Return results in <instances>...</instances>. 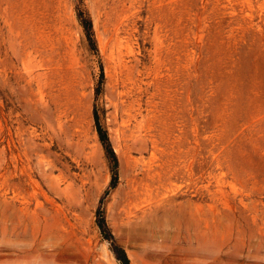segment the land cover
Masks as SVG:
<instances>
[{
    "label": "rangeland",
    "instance_id": "1",
    "mask_svg": "<svg viewBox=\"0 0 264 264\" xmlns=\"http://www.w3.org/2000/svg\"><path fill=\"white\" fill-rule=\"evenodd\" d=\"M100 216L129 264H264V0H0V264H118Z\"/></svg>",
    "mask_w": 264,
    "mask_h": 264
},
{
    "label": "trees",
    "instance_id": "2",
    "mask_svg": "<svg viewBox=\"0 0 264 264\" xmlns=\"http://www.w3.org/2000/svg\"><path fill=\"white\" fill-rule=\"evenodd\" d=\"M93 119H94V125H95V129H96V133L98 136V139L102 145V148L106 154V157L109 159L110 161V165H111V174H112V181L111 184L113 183V179H114V174H115V163H116V158L109 146L106 134L104 132V130L101 129V127L98 124V120H97V115L95 114V112H93ZM97 224L100 230L101 235L108 239V243H109V249L112 251V253L114 254V257L117 261L118 264H129L128 263V259L123 251V249L114 243L112 236L110 235V233L108 232V230L106 229L105 225H104V221H103V217L100 216L97 220Z\"/></svg>",
    "mask_w": 264,
    "mask_h": 264
}]
</instances>
